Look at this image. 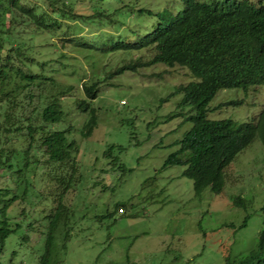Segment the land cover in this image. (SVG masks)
Returning a JSON list of instances; mask_svg holds the SVG:
<instances>
[{
	"label": "rangeland",
	"instance_id": "obj_1",
	"mask_svg": "<svg viewBox=\"0 0 264 264\" xmlns=\"http://www.w3.org/2000/svg\"><path fill=\"white\" fill-rule=\"evenodd\" d=\"M27 1L39 4L38 11L45 5L43 0ZM68 2L79 13L93 10L89 0ZM164 2L167 0L133 3L157 8ZM109 3L119 4L115 0ZM16 12L12 38L20 35L36 59L48 61L44 70L55 81L72 85L62 97L64 116L56 124L70 126L66 136L74 140L76 165L68 182V162L60 170L51 167L52 163H41V154L33 174L17 171L15 166L0 167V226L6 223L12 228L0 244V264L38 263L51 218L47 214L53 212L54 196L60 190L53 173L62 175L61 186L68 183L62 196L67 206L65 225L58 224L54 231L53 264H223L225 257L232 260L253 247L264 216V144L259 136L223 167L219 192L205 186L195 194L192 180L181 174L184 165L160 167L191 124L184 118L191 106L178 105L182 93L174 90L177 84L192 79L188 69L154 62L110 75L109 70L137 57L147 60L151 51L100 53L92 47L87 59L90 51L62 41L70 33L96 46L105 39L108 43V38L124 35L126 26L139 33L149 24L146 15L129 20L132 14H127L116 19V26L61 18L59 29L47 31L34 29L28 17L26 23L19 21ZM59 52L66 54L64 61ZM91 78L98 80L97 94L88 100L95 123L82 135L89 112L75 104L82 97L80 82ZM263 106L264 82L245 88L224 87L208 101L206 116L255 121ZM236 196L243 205L233 204ZM65 230L68 237L62 247Z\"/></svg>",
	"mask_w": 264,
	"mask_h": 264
},
{
	"label": "trees",
	"instance_id": "obj_2",
	"mask_svg": "<svg viewBox=\"0 0 264 264\" xmlns=\"http://www.w3.org/2000/svg\"><path fill=\"white\" fill-rule=\"evenodd\" d=\"M68 1L75 0H43L45 5L38 11L39 4L27 0H0V167L15 166L17 171L30 170L33 174L41 154L44 156L41 163H52L51 167L59 166L60 170L64 168L61 164L68 162V182L76 165L74 140L66 136L70 126L59 128L56 124L64 116L62 97L72 85L55 81L44 70L43 65L48 61L36 59L31 53L32 47L20 35L12 38V22L17 20L13 11L19 12H16L20 15L19 21L26 23L29 18L34 22V29L43 27L47 31L59 29L61 18L116 26V19L127 14H132L129 20L146 15L149 24L142 26L139 33L126 26L124 35L108 38V43L105 39L96 46L70 33L63 35L62 41L90 51L85 55L87 59L91 57L92 47H97L100 53L117 49L151 51L147 60L137 57L109 70L110 75L154 62L185 66L192 79L177 84L174 90L182 93L178 105L191 106V112L184 115L191 124L175 141L177 148L168 153L160 167L184 165L181 174L192 180L195 194L205 186L219 192L223 167L232 157L255 135L264 144V106L255 121L206 116L207 103L217 89L245 88L264 82V0H167L157 8L135 6L133 2L137 0H115L119 2L115 6L110 5L111 0H89L94 3L89 14L74 11ZM117 21L120 23L121 19ZM132 35L136 36L134 40L129 39ZM58 54L63 61L66 59L65 53ZM33 66L39 69L34 70ZM97 85L95 78L80 82L82 97L76 99L75 106L89 112L82 135H87L95 123L94 108L88 100L96 96ZM53 176L60 190L54 196L53 212L47 214L51 218L37 264H53L54 231L58 224L65 225L67 206L62 196L68 183L61 186L62 175L53 173ZM232 202L243 205L239 196ZM244 222L245 217L241 225ZM11 230L6 223L0 226V244ZM67 237L65 230L62 247ZM223 264H264V216L253 247L232 260L225 257Z\"/></svg>",
	"mask_w": 264,
	"mask_h": 264
}]
</instances>
